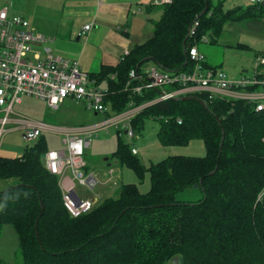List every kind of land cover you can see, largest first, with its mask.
<instances>
[{
    "label": "trees",
    "instance_id": "1",
    "mask_svg": "<svg viewBox=\"0 0 264 264\" xmlns=\"http://www.w3.org/2000/svg\"><path fill=\"white\" fill-rule=\"evenodd\" d=\"M155 5L161 14L152 36L117 64L89 74L108 88L106 102L116 113L159 94L158 88L140 94L125 89L131 70L140 72L146 61L168 71L187 70L189 46L219 35L227 21L264 13L261 7L223 10L221 1L213 6L210 0ZM189 97L148 105L131 127L135 132L143 119L154 118L163 144L201 139L205 155H172L146 168L119 141L112 157L140 180L148 171L150 188L142 193L134 183L122 184L78 217L66 211L57 178L44 164L49 149L42 134L20 156H0V180L13 182L0 190V230L9 223L18 240L19 260L11 264H168L176 255L180 264H264V110L242 100ZM187 189L200 190L201 198L178 201L176 193Z\"/></svg>",
    "mask_w": 264,
    "mask_h": 264
},
{
    "label": "built area",
    "instance_id": "2",
    "mask_svg": "<svg viewBox=\"0 0 264 264\" xmlns=\"http://www.w3.org/2000/svg\"><path fill=\"white\" fill-rule=\"evenodd\" d=\"M170 1L158 0L156 4ZM197 24L195 22L190 28V35ZM91 27L92 24H85L81 34ZM50 41V37L30 30L25 18L9 16L6 8L0 9V138L9 130L6 126L12 121L13 106L21 101L22 96L44 100L52 109H57L65 98H70L83 101L87 110L106 114L107 118L101 122L76 128H57L36 122L24 128L21 135L25 142L30 143L45 131L62 133L63 148L47 150L44 164L56 176L62 203L71 217L90 212L100 200L97 194L90 197L84 195L82 188L92 191L111 180L116 185L112 168L106 172L108 176L103 182L93 172L83 170L85 148L97 131L110 125L117 127L121 123L127 137L133 138L135 134L131 119L143 108L171 98L189 97L194 93L203 94L209 101L221 100L233 104L242 100L254 105L256 111L264 110V56L256 58L251 73L230 78L221 67L208 64L199 46L193 44L187 48V57L192 63L187 70L168 71L156 64L143 72L131 70L125 89L140 94L141 91L158 88L159 94L140 105L131 101L127 109L116 113L106 102L108 88L99 86L89 73L81 69L77 60L54 54L50 47L45 46ZM203 41L206 39L203 38ZM134 81L139 83L133 84ZM131 152L136 154L137 149L131 146Z\"/></svg>",
    "mask_w": 264,
    "mask_h": 264
},
{
    "label": "rangeland",
    "instance_id": "3",
    "mask_svg": "<svg viewBox=\"0 0 264 264\" xmlns=\"http://www.w3.org/2000/svg\"><path fill=\"white\" fill-rule=\"evenodd\" d=\"M219 1H221L223 10L242 6L245 9L251 8L254 12L261 7L264 11V0L255 3L250 0H210V3L215 6ZM5 2L10 8V16H21L28 21L30 30L44 37L52 36L48 34V31H52V26L42 20L43 16H49L45 13L46 4L37 6V0H0V5ZM152 2L155 3L158 0ZM160 14L161 11L158 7L148 12H145L142 8L140 14L129 18L127 24L130 34V44L127 46L129 50L135 44H140L152 36L153 22L159 19ZM205 39L206 41L199 43L198 46L204 53L208 64L221 67L230 78H238L242 74H249L256 58L264 56V13L257 19L247 18L242 21H227L221 26L219 35L214 36L211 33ZM57 43L59 44V42ZM73 43H76L74 38ZM45 46L50 47L54 54L57 53L54 50L55 42H47ZM34 49L40 50L38 48ZM152 66L151 61H146L142 64L140 72ZM11 118L18 121L19 125L6 131L0 138V156L3 157L20 156L27 144L35 142L27 143L21 138L24 128L31 127L32 123L44 122L57 128L84 127L101 122L107 116L106 114H96L94 111L87 110L83 101L65 98L57 109H52L47 106L44 100L22 96L21 101L14 104ZM12 126L14 124H8L6 127L10 128ZM140 126L139 130L135 129V137L133 138L127 137L121 123L117 127L110 125L107 129H101L90 137V145L85 148L83 155L85 162L83 170L93 172L103 182L108 176L106 172L109 168H112L113 179L116 181V185H113V180H111L109 183L98 185L92 191L80 188L83 194L88 197L95 194L99 195L100 200L95 203V206L105 198L117 194L122 184L134 183L142 193L150 188L148 171L140 180L131 168L112 157V152L116 149L119 141L130 147H135L137 149L135 156L146 168L172 155H205L206 150L201 139H191L186 144H163L157 135L160 123L154 118L143 119ZM42 135L46 140L48 149L63 148L62 138L58 132L46 131L42 132ZM12 183L10 180H0V190L7 188ZM201 196L202 192L200 190L187 189L176 193L175 198L181 202H195ZM4 252L8 254L4 255ZM17 255L18 240L16 232L9 223H4L0 230V258H8L3 262L10 264L19 260ZM179 259V256L176 255L168 264H180Z\"/></svg>",
    "mask_w": 264,
    "mask_h": 264
},
{
    "label": "crops",
    "instance_id": "4",
    "mask_svg": "<svg viewBox=\"0 0 264 264\" xmlns=\"http://www.w3.org/2000/svg\"><path fill=\"white\" fill-rule=\"evenodd\" d=\"M152 1L37 0V6L46 4L45 13L49 16H43L42 20L52 26V31H48V34L52 36L48 37L51 38L50 42H55L56 55L77 60L81 69L91 74L99 72L103 65L117 64L128 52L130 34L127 24L129 18L140 14L142 8L148 12L154 9L152 5L158 6ZM2 8H6L10 16V8L6 2L0 5V9ZM88 23L92 24L91 29L81 34L82 27ZM73 38L76 43L72 44ZM102 86L105 87V85ZM11 119L10 124L14 126L8 128L9 130L19 125L18 121ZM58 134L62 138V133L58 132ZM0 259L6 261L8 258Z\"/></svg>",
    "mask_w": 264,
    "mask_h": 264
},
{
    "label": "water",
    "instance_id": "5",
    "mask_svg": "<svg viewBox=\"0 0 264 264\" xmlns=\"http://www.w3.org/2000/svg\"><path fill=\"white\" fill-rule=\"evenodd\" d=\"M191 97H183V98H179V99H190ZM203 104H205L203 101H201Z\"/></svg>",
    "mask_w": 264,
    "mask_h": 264
},
{
    "label": "bare ground",
    "instance_id": "6",
    "mask_svg": "<svg viewBox=\"0 0 264 264\" xmlns=\"http://www.w3.org/2000/svg\"><path fill=\"white\" fill-rule=\"evenodd\" d=\"M197 25H198V24H197ZM197 25H196V26H197ZM194 28H195V27H194ZM193 95H194V94H193Z\"/></svg>",
    "mask_w": 264,
    "mask_h": 264
}]
</instances>
